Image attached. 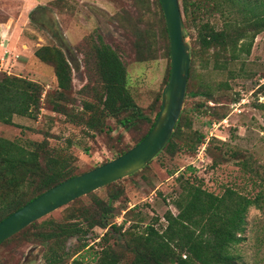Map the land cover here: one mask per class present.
I'll use <instances>...</instances> for the list:
<instances>
[{"label": "rangeland", "instance_id": "rangeland-1", "mask_svg": "<svg viewBox=\"0 0 264 264\" xmlns=\"http://www.w3.org/2000/svg\"><path fill=\"white\" fill-rule=\"evenodd\" d=\"M205 1L211 5L210 1L217 0ZM18 2L21 4L20 0H0V4L12 10L18 7ZM37 2L45 12L39 13L36 6L27 16L22 13L21 30L17 32L20 39L15 32L5 37L0 48V73L38 84L41 89L39 110L35 118L13 116L12 125L0 124V138L20 143L45 140L46 149L52 152L65 148L66 151L61 150L69 155L65 166L80 174L115 158L117 149L131 148L147 125L136 121L123 129L115 120L107 118L102 131L85 132L53 112V101L61 102L74 113L79 111L83 101L93 102L92 91L99 93L100 90L93 45L100 40L121 61L130 97L151 120L158 110L156 97L159 99L169 70L162 33L164 20L155 0ZM199 2L203 7L204 0ZM207 21L215 28L221 26L220 18L213 12ZM191 23L197 22L188 19L183 28L191 61L180 112L181 121L188 127L181 128L177 141L184 147L172 156L159 152L142 169L115 184V192L122 189L126 207H134L135 221L130 222L134 227L128 229L131 233H140L147 225L162 231L166 225L163 214L167 211L172 216L177 214L174 202L186 181L199 183L202 189L218 196L224 188H231L246 197L262 193L264 199V108L256 106L264 103L262 91L258 89L264 83V32L255 36L248 55L238 53L232 58L229 51L199 48ZM41 46L60 47L70 65V88L65 98H57L51 65L33 56V51ZM190 50L194 53L191 58ZM189 92L197 94L191 96ZM202 92L212 93V100L204 98ZM198 135L207 139L202 164L196 160ZM231 152H237V157L231 156ZM240 160L245 163L244 167L239 165ZM188 166L192 170H187ZM115 186L102 187L73 200L13 235L0 244V264H44L42 256L47 246L39 235L49 230L46 223L82 222L80 213L93 214L98 207L93 200L108 201ZM122 215L123 212L110 217L107 223L118 225ZM244 222L242 240L231 248L236 264H264V201L258 209H247ZM128 225L126 223L124 229ZM106 229L90 230L85 237L86 247L69 257V261L64 259L62 264H70L72 259L79 264H95L104 246L115 252L123 250L119 264H128L132 259L130 251L124 249L128 236L124 238L122 232L113 234L111 231L113 235L104 242L101 238ZM78 244L75 238H70L63 251L72 255Z\"/></svg>", "mask_w": 264, "mask_h": 264}, {"label": "trees", "instance_id": "trees-1", "mask_svg": "<svg viewBox=\"0 0 264 264\" xmlns=\"http://www.w3.org/2000/svg\"><path fill=\"white\" fill-rule=\"evenodd\" d=\"M155 2L161 14L158 0ZM210 3L211 5L204 0L202 7L199 0H178L182 28H186L188 19L196 21L197 23H191L196 30L195 41L205 51H229L232 58L238 53L248 55L255 36L264 32V0H217ZM37 10L39 13L45 12V9ZM210 12L218 15L220 27L215 28L207 21ZM33 23L38 24V21ZM162 33L166 40L165 56L169 59L164 23ZM93 54L100 86L99 93L92 91L93 102L83 101L79 111L74 113L61 102L53 101L51 110L62 115L66 122L91 133L102 131L107 118L115 120L123 129H128L136 121L144 122L147 127L137 138L136 144L150 129L158 110L150 120L135 105L125 86L124 66L109 46L98 40L93 45ZM193 55V50H190V58ZM33 56L39 62L51 65L58 89L57 98H65L64 94L70 88L71 71L62 49L41 46L33 51ZM258 89L264 97V83ZM40 90L39 85L33 81L0 73V124L12 125L13 116L35 118L40 105ZM187 94L195 96L197 93ZM200 94L207 100H212V93ZM156 102L159 103L158 96ZM256 106L262 109L264 103ZM185 125L187 124L181 121L180 113L171 137L161 151L172 156L184 147L183 143L178 144L177 141L181 137V128L188 127ZM203 142L204 137L198 135L196 144ZM128 149H117L115 157ZM61 150L66 151L65 148ZM61 150H47L45 140L39 143H20L18 140L0 138V221L49 188L79 174L74 173L72 167L65 166L69 155ZM237 154L230 153L234 157ZM238 162L240 166H245L242 160ZM187 170L192 169L188 166ZM117 181L103 188L115 186ZM193 183L194 181H186L182 185L180 196L174 202L177 214L172 216L168 211L163 214L166 225L162 231L147 225L142 232L131 233L129 230L134 227L131 223L135 221L134 207H126L123 192H120L122 189L115 192L117 186L114 187V193L108 196V201L93 200V204L98 206L93 214H89V211L80 213L82 222L48 221L46 224L49 225V230L39 235L41 242L47 246L42 256L44 264H62L64 259L69 261L86 247V234L94 227L101 230L107 228L101 238L104 242L120 232L124 238L128 236L124 247L132 256L128 264H236L231 248L242 240L247 209L261 207V202L264 201L262 193L246 197L231 188H224L218 196L202 189L199 183ZM121 212L123 217L118 225L107 223L110 217L120 215ZM35 222L27 227L33 226ZM126 223L129 225L124 229ZM70 238H75L79 243L72 255L63 251L65 242ZM123 256V250L115 252L104 246L94 263L119 264ZM70 264L79 262L72 259Z\"/></svg>", "mask_w": 264, "mask_h": 264}, {"label": "water", "instance_id": "water-1", "mask_svg": "<svg viewBox=\"0 0 264 264\" xmlns=\"http://www.w3.org/2000/svg\"><path fill=\"white\" fill-rule=\"evenodd\" d=\"M168 40L169 70L159 109L146 135L122 155L49 188L0 221V244L73 200L142 169L165 146L179 118L189 70V47L178 0H158Z\"/></svg>", "mask_w": 264, "mask_h": 264}, {"label": "crops", "instance_id": "crops-1", "mask_svg": "<svg viewBox=\"0 0 264 264\" xmlns=\"http://www.w3.org/2000/svg\"><path fill=\"white\" fill-rule=\"evenodd\" d=\"M12 1V0H10ZM21 4L18 2V7H16L14 10H12V7L9 8L5 4H0V48L3 46V41L5 40L6 36L10 37L15 33L19 32L21 30L20 20L22 16V13H25L24 15H29L32 8H35L36 6H39L37 8L44 9L37 0H20ZM16 6V3L13 2ZM20 4V5H19ZM7 8L8 11L6 10ZM18 39H20V35L17 36ZM26 46V44H23Z\"/></svg>", "mask_w": 264, "mask_h": 264}, {"label": "built area", "instance_id": "built-area-1", "mask_svg": "<svg viewBox=\"0 0 264 264\" xmlns=\"http://www.w3.org/2000/svg\"><path fill=\"white\" fill-rule=\"evenodd\" d=\"M206 144H207V139H205L204 142L201 143L196 149V160L200 164L203 163V157H205ZM196 168H198V167L196 166Z\"/></svg>", "mask_w": 264, "mask_h": 264}]
</instances>
